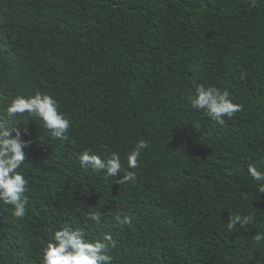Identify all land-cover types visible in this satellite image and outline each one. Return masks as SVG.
<instances>
[{
	"label": "trees",
	"instance_id": "1",
	"mask_svg": "<svg viewBox=\"0 0 264 264\" xmlns=\"http://www.w3.org/2000/svg\"><path fill=\"white\" fill-rule=\"evenodd\" d=\"M44 83L69 139L27 113L9 122L31 141L18 169L28 203L22 218L0 203V264H41L54 232L75 226L92 241L110 231L112 264H264V193L247 172L264 171V0H0V114ZM201 84L243 110L209 121L190 104ZM140 139L135 183L79 166L91 149L126 168ZM90 207L131 222L97 227ZM235 213L253 223L229 230Z\"/></svg>",
	"mask_w": 264,
	"mask_h": 264
},
{
	"label": "clouds",
	"instance_id": "2",
	"mask_svg": "<svg viewBox=\"0 0 264 264\" xmlns=\"http://www.w3.org/2000/svg\"><path fill=\"white\" fill-rule=\"evenodd\" d=\"M256 3L257 0H249L251 7H255ZM245 75V73H241V79ZM46 85L47 83L42 85V89L45 90L43 92L38 91L27 97L24 95L15 96L0 114V203L11 205L12 215L16 218H22L26 214L28 199L25 193L28 190V181L18 169L24 164V149L31 144V141L22 139L21 131L14 127L15 124L9 127V122L18 115L22 116L27 113L35 118L43 129L48 131L51 139L61 142L69 139L70 121L59 111L58 102L53 95L46 94ZM190 104L192 108L200 110L199 114L220 125L225 123V117L231 119L235 113L243 110L241 104L234 103L230 99L229 90H221L214 85L206 87L201 84L197 86L194 94L190 97ZM195 127L199 128V125ZM13 133L15 134L13 135ZM147 146V142L143 139L135 144L127 156L126 168L118 154L113 153L102 158L94 154L91 149L80 153L78 156L79 166L85 171L91 169L93 172H102L105 177L115 178L114 181L119 184L135 183L136 172L130 169L138 167V158ZM247 172L254 181L258 182L257 192L264 193V171L250 164ZM121 173H123L122 176ZM228 174L232 175V170H229ZM231 199L237 204L233 197ZM171 207H175L174 202L169 206V208ZM87 221L106 229L123 226L131 222L129 216L117 212L112 217V222L106 224L103 213L92 210L91 207ZM87 221L85 226H87ZM252 223L253 217L251 215L235 213L229 215L227 227L231 230L237 224L246 227ZM253 240L259 244L260 241L264 240V233L255 234ZM110 245L115 246L110 231H105L102 240L92 241L86 238L84 228L79 226H75V228L63 227L54 232L53 240L44 248L41 264H112L113 257L108 254ZM241 262L242 259L234 264H241ZM207 263L208 261L203 264Z\"/></svg>",
	"mask_w": 264,
	"mask_h": 264
}]
</instances>
